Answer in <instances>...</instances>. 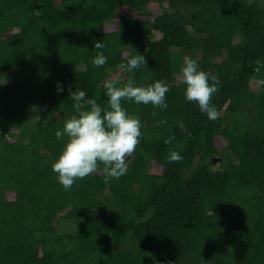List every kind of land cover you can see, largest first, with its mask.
I'll return each instance as SVG.
<instances>
[{"label":"trees","instance_id":"obj_1","mask_svg":"<svg viewBox=\"0 0 264 264\" xmlns=\"http://www.w3.org/2000/svg\"><path fill=\"white\" fill-rule=\"evenodd\" d=\"M136 52L146 67L120 70ZM185 59L218 89L215 121L184 98ZM117 77L164 81L168 107L122 101L142 125L127 173L65 190L51 165L69 90L107 108ZM0 264H264V4L0 0Z\"/></svg>","mask_w":264,"mask_h":264},{"label":"clouds","instance_id":"obj_2","mask_svg":"<svg viewBox=\"0 0 264 264\" xmlns=\"http://www.w3.org/2000/svg\"><path fill=\"white\" fill-rule=\"evenodd\" d=\"M259 2L264 4V0ZM94 47L98 51L92 65L94 68H101L107 63V57L99 51L103 44L98 41ZM141 65L146 67V60L143 55L137 53L126 63L119 64L118 68L132 73ZM180 74L182 76L180 83L185 86V100L196 102L200 112L209 120L218 119L219 112L211 103L218 89L215 84L209 83L208 74L200 69L194 59H185ZM104 89L107 108L102 107L94 99L86 98L87 93L83 89L69 90L75 114L66 119L63 127L55 132L56 139L64 143L58 158L51 165L57 182L65 190H70L78 179L96 172L100 165H103L105 184L127 173L126 157L131 156L136 150L142 135V125L138 116L129 114L122 106V101L151 104L154 108L160 109L168 107L166 93L169 87L162 80L143 86L136 84L131 78L121 84L117 77L106 81ZM63 91L64 87L58 83L57 92ZM180 127H184L183 123ZM181 159L179 152H170L169 162H178Z\"/></svg>","mask_w":264,"mask_h":264},{"label":"rangeland","instance_id":"obj_3","mask_svg":"<svg viewBox=\"0 0 264 264\" xmlns=\"http://www.w3.org/2000/svg\"><path fill=\"white\" fill-rule=\"evenodd\" d=\"M56 2H59V0H55ZM149 12H151L153 15H158L159 13H160V11L159 10H153V9H149ZM125 14H133V12L132 11H130V10H128V9H122V10H119L118 11V15L119 16H122V15H125ZM112 24H108L107 26H111ZM156 34V36H157V38H160V34H158V33H155ZM118 75V73H113L112 74V78H115L116 76ZM254 89V88H253ZM226 145V143L224 142V141H222V140H220L219 139V141H218V143H217V147L220 149V148H222L223 146H225ZM11 196L9 195V198H10Z\"/></svg>","mask_w":264,"mask_h":264}]
</instances>
